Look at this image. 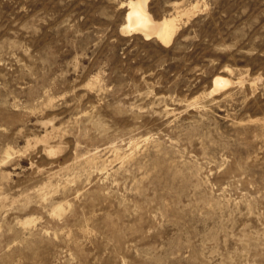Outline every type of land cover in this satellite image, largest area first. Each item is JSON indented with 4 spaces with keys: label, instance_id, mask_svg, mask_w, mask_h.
Wrapping results in <instances>:
<instances>
[{
    "label": "rangeland",
    "instance_id": "374dc122",
    "mask_svg": "<svg viewBox=\"0 0 264 264\" xmlns=\"http://www.w3.org/2000/svg\"><path fill=\"white\" fill-rule=\"evenodd\" d=\"M128 1L0 0V264H264V0Z\"/></svg>",
    "mask_w": 264,
    "mask_h": 264
},
{
    "label": "bare ground",
    "instance_id": "6f19581e",
    "mask_svg": "<svg viewBox=\"0 0 264 264\" xmlns=\"http://www.w3.org/2000/svg\"><path fill=\"white\" fill-rule=\"evenodd\" d=\"M149 0H129L127 25L122 29L124 33L138 32L146 38H157L162 44L169 45L177 30V19L175 17H164L157 20L148 9ZM239 83H243L240 81ZM228 85L223 79L216 80V87L222 90Z\"/></svg>",
    "mask_w": 264,
    "mask_h": 264
}]
</instances>
